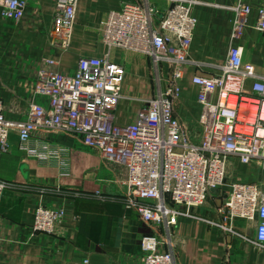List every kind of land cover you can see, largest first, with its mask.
Wrapping results in <instances>:
<instances>
[{
    "label": "built area",
    "instance_id": "obj_1",
    "mask_svg": "<svg viewBox=\"0 0 264 264\" xmlns=\"http://www.w3.org/2000/svg\"><path fill=\"white\" fill-rule=\"evenodd\" d=\"M77 1L55 0L49 44L59 52L70 47ZM162 1L167 7L160 13L150 0H122L120 9L108 13L99 30L107 48L151 61L157 91L140 108L135 122L126 126L115 123L124 66L112 63L109 54L80 58L72 75L37 72L33 92L47 103L30 104L22 120H6L0 101V152L9 150L13 132L19 153L55 165L60 177L68 178L69 150L46 139H33L38 131L67 133L79 137L82 145L98 152L101 159L124 168L126 177L120 183L124 188L123 207L134 211L151 231L140 240L135 264H175L171 252L162 249L165 242L159 231L169 237L179 219L190 218L189 210L202 207L208 199L219 204L215 212L220 222L211 225L228 235H236L231 227L234 220L256 219L254 245L264 251V192L256 184L225 181L229 158L241 165L255 164L264 173V77L243 72L241 48L230 47L216 75L191 81L199 91L196 100L201 107L196 137H191L177 119L174 107L190 59L195 29L191 11L198 3ZM26 5L24 0H0L1 19L18 23ZM231 11L236 40L252 12L245 4ZM257 12L256 26L264 33V9ZM155 19L160 21L154 24ZM162 66L168 69L164 76ZM248 79L252 83L250 91L245 92ZM7 187L0 182V194ZM94 196L101 198L100 193ZM64 217L60 208L38 205L32 231L52 235Z\"/></svg>",
    "mask_w": 264,
    "mask_h": 264
},
{
    "label": "crops",
    "instance_id": "obj_2",
    "mask_svg": "<svg viewBox=\"0 0 264 264\" xmlns=\"http://www.w3.org/2000/svg\"><path fill=\"white\" fill-rule=\"evenodd\" d=\"M24 1L27 5L18 23L0 17V101L4 118L20 121L30 104L47 103L33 92L37 72L72 75L80 58L109 54L110 61L123 65L126 72L115 123L126 126L135 122L140 108L157 91L156 84L154 93L149 95L151 61L107 48L99 31L107 14L120 9L122 0H78L66 52L49 44L55 0ZM196 1L198 4L191 11L195 29L190 59L174 107L177 119L191 137L196 135L201 108L196 100L199 91L191 81L194 77L216 75L230 47L241 48L243 72L264 77V33L256 26L257 10L264 9V0ZM239 4L248 5L252 13L242 35L235 40L231 9ZM166 7L158 10L162 13ZM159 21L155 19L154 24ZM48 61L54 64L49 65ZM167 72V67L162 66L161 74ZM152 79L155 80L154 74ZM251 83L249 79L245 82V92L250 91ZM33 139H46L69 150V177H60L55 165L23 156L17 151L16 134H10L9 150L0 152V182L8 185L0 194V264H135L144 230L134 224H142L135 212L123 207L124 188L120 183L125 180V169L101 159L98 152L84 147L76 135L38 131ZM237 167H241L239 174ZM225 173L227 183H252L264 192V173L254 164L241 165L237 159L229 158ZM95 193H100L101 198H95ZM38 205L64 211L65 217L52 235L32 231ZM216 206L208 199L202 207L189 210L190 218L179 219L169 237L163 240L158 234L165 242L162 249L171 252L175 264H264V251L254 245L258 221L236 219L231 224L236 235H228L211 225L220 222Z\"/></svg>",
    "mask_w": 264,
    "mask_h": 264
},
{
    "label": "rangeland",
    "instance_id": "obj_3",
    "mask_svg": "<svg viewBox=\"0 0 264 264\" xmlns=\"http://www.w3.org/2000/svg\"><path fill=\"white\" fill-rule=\"evenodd\" d=\"M151 1H152L151 4L155 5V7H157V8H163L164 9L166 7V3L162 0H151ZM153 74H155V73L151 72L150 81H149V86H150L149 87V95L150 96L154 93V90L156 89V82L154 79H152ZM195 137H196V135H195ZM254 167L257 170H259L260 172H262L257 165L254 164ZM240 168L241 167H237V173L239 172ZM134 224L137 226V228H141L144 230V234L141 235L139 242H138V244H140V240H141L142 236L143 237L148 236L151 233V231L148 229V227H146V226H144L138 222H135ZM171 233H172V230L169 231V234H171ZM159 234L161 235V238L164 240L165 236L167 235V232H165L161 229Z\"/></svg>",
    "mask_w": 264,
    "mask_h": 264
},
{
    "label": "water",
    "instance_id": "obj_4",
    "mask_svg": "<svg viewBox=\"0 0 264 264\" xmlns=\"http://www.w3.org/2000/svg\"><path fill=\"white\" fill-rule=\"evenodd\" d=\"M210 193H212V194H213V193H215V192H214L213 190H211V191H210ZM216 205H218V206H219V204H218V203H216Z\"/></svg>",
    "mask_w": 264,
    "mask_h": 264
},
{
    "label": "trees",
    "instance_id": "obj_5",
    "mask_svg": "<svg viewBox=\"0 0 264 264\" xmlns=\"http://www.w3.org/2000/svg\"><path fill=\"white\" fill-rule=\"evenodd\" d=\"M150 235V234H149Z\"/></svg>",
    "mask_w": 264,
    "mask_h": 264
}]
</instances>
